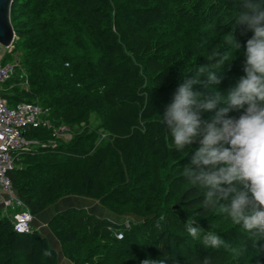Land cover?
<instances>
[{"label": "trees", "instance_id": "obj_1", "mask_svg": "<svg viewBox=\"0 0 264 264\" xmlns=\"http://www.w3.org/2000/svg\"><path fill=\"white\" fill-rule=\"evenodd\" d=\"M238 11V0L13 1L18 40L3 64L17 58L19 66L1 92L10 107L49 109L53 123L26 130L24 138L36 144L17 153L8 174L13 190L34 218L79 197L141 219L120 224L76 207L54 214L48 228L69 264H141L149 257L264 264V239L201 207L202 190L181 176L197 145L177 151L163 122L183 74L207 63L213 49L229 50ZM235 34L241 48L231 49L234 60L217 86L225 93L244 75L252 36L240 28ZM61 127L72 139L54 136ZM188 217L206 230L216 224L228 249L241 254L193 240ZM0 264L61 263L40 231L17 233L0 207Z\"/></svg>", "mask_w": 264, "mask_h": 264}, {"label": "clouds", "instance_id": "obj_2", "mask_svg": "<svg viewBox=\"0 0 264 264\" xmlns=\"http://www.w3.org/2000/svg\"><path fill=\"white\" fill-rule=\"evenodd\" d=\"M234 25L251 32L246 41L243 73L227 92L218 85L241 43L235 30L230 32L229 50L213 49L190 75L182 76L171 103L163 113L174 148L184 152L197 145L181 176L191 187L202 190L201 207L241 226L256 240L264 239V0H238ZM196 86H201L197 88ZM202 88V90H201ZM204 113H212L205 119ZM238 113V115H230ZM206 230L193 217L185 229L206 249L225 247L226 241L215 231ZM141 264H168L151 257ZM202 264H211L206 257Z\"/></svg>", "mask_w": 264, "mask_h": 264}, {"label": "built area", "instance_id": "obj_3", "mask_svg": "<svg viewBox=\"0 0 264 264\" xmlns=\"http://www.w3.org/2000/svg\"><path fill=\"white\" fill-rule=\"evenodd\" d=\"M16 40L18 37L15 33L12 45L6 48L9 53L14 51ZM3 61L4 56L0 53V207L12 220L14 230L19 234H25L33 230L34 217L16 195L8 174L14 169L17 153L28 151L36 144L24 138L26 130L41 127L52 129L53 123L50 120L49 109L37 104L20 103L15 107L9 106L1 90L19 66V59L16 58L7 64H3ZM25 85L28 88L27 83ZM54 134L57 138L72 139L70 129L67 127L59 128ZM50 145L55 148L57 143L52 141ZM19 209L21 210L17 211Z\"/></svg>", "mask_w": 264, "mask_h": 264}, {"label": "crops", "instance_id": "obj_4", "mask_svg": "<svg viewBox=\"0 0 264 264\" xmlns=\"http://www.w3.org/2000/svg\"><path fill=\"white\" fill-rule=\"evenodd\" d=\"M96 203H95V201L89 200V199H84V198H79V197H66V198L62 199L61 201H59L52 208H49L48 210H46L43 214L34 218L33 223H32V227L35 230L43 232L44 234H42V233L41 234L49 240V237H52L53 234L50 232L49 229H46L45 227L47 226L50 219L54 216V214L59 213L62 210H65L66 208H71V207L76 206L77 208L87 209L89 212H91L92 214H95L99 217H104L106 210L101 206H97ZM54 208L56 209L55 212L53 210ZM95 208H97V209H95ZM52 239L54 241V247L53 248L57 252H60L61 246H60L59 242L56 240V238L54 236L52 237Z\"/></svg>", "mask_w": 264, "mask_h": 264}, {"label": "water", "instance_id": "obj_5", "mask_svg": "<svg viewBox=\"0 0 264 264\" xmlns=\"http://www.w3.org/2000/svg\"><path fill=\"white\" fill-rule=\"evenodd\" d=\"M13 1L14 0H0V45L4 48H9L15 37V31L11 21ZM59 253L62 252L60 251Z\"/></svg>", "mask_w": 264, "mask_h": 264}, {"label": "rangeland", "instance_id": "obj_6", "mask_svg": "<svg viewBox=\"0 0 264 264\" xmlns=\"http://www.w3.org/2000/svg\"><path fill=\"white\" fill-rule=\"evenodd\" d=\"M8 52V49H6V48H4V47H2V46H0V53L1 54H3V56L5 57V55H6V53ZM22 55H23V53H22ZM19 58V57H18ZM7 63H11V60H7L6 61ZM96 123V118H95V116H93L92 118H91V124H95ZM96 203V202H95ZM96 205L97 206H101L99 203H96ZM96 206V207H97ZM76 207V206H75ZM101 207H103V206H101ZM77 208V207H76ZM104 208V207H103ZM67 209H69V208H66L65 210H67ZM95 209H97V208H95ZM105 210H106V213L103 215L104 217L103 218H105V217H107V218H109V219H111V220H113V221H115V222H117V223H120V224H122V223H128V219L129 218H133V219H135L136 221H140L141 219H139V218H137V217H134V216H132V215H126V216H123V215H118V214H116V213H114L112 210H109V209H106V208H104ZM54 210V212L56 211V209L54 208L53 209ZM65 210H62V211H65ZM91 213V212H90ZM132 216V217H131ZM102 218V217H101ZM46 229H49L48 228V224H47V226L45 227ZM32 229H33V227H32ZM41 232V231H40ZM42 234H44L43 232H41ZM49 242H50V244H51V246L52 247H54V241H53V239H52V237H49ZM59 261H60V263L61 264H69V262L64 258V256L62 255V253H59Z\"/></svg>", "mask_w": 264, "mask_h": 264}]
</instances>
